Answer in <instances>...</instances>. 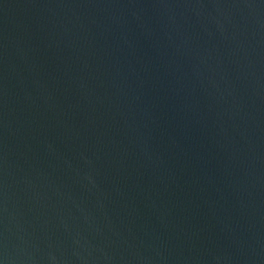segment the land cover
<instances>
[{
  "label": "water",
  "instance_id": "95a60500",
  "mask_svg": "<svg viewBox=\"0 0 264 264\" xmlns=\"http://www.w3.org/2000/svg\"><path fill=\"white\" fill-rule=\"evenodd\" d=\"M0 264H264V0H0Z\"/></svg>",
  "mask_w": 264,
  "mask_h": 264
}]
</instances>
